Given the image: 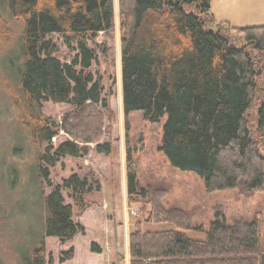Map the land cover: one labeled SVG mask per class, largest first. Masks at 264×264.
Listing matches in <instances>:
<instances>
[{
    "label": "trees",
    "instance_id": "1",
    "mask_svg": "<svg viewBox=\"0 0 264 264\" xmlns=\"http://www.w3.org/2000/svg\"><path fill=\"white\" fill-rule=\"evenodd\" d=\"M116 1L0 0L24 20L22 96L15 104L35 143L47 144L37 155L41 183L48 189L47 216L26 264H52L46 236L64 243L84 230L73 220L64 190L80 202L82 195H98L118 183V166L111 164L116 156L112 109L90 71L98 56L88 42L101 32L111 39L117 14L125 129L133 111H142L151 122L167 116L160 148L174 167L200 176L208 193L228 187L247 195L264 192V24L216 23L211 0ZM55 34L76 54H62L52 39ZM256 100L251 125L248 111ZM46 101L71 106L59 124L42 112ZM60 130L67 138L55 146L52 139ZM126 152L128 202L150 205L147 217L136 221L130 234L128 264H264L258 219L228 222L216 208L208 227L199 224L187 209L163 202V192L150 183L142 185L132 153ZM95 155L104 170L98 179L72 169L54 182L51 168L64 157L92 160ZM145 221L173 226L143 230ZM188 231L205 235L199 239ZM90 247L101 251L95 242ZM74 252L69 247L59 260L73 258Z\"/></svg>",
    "mask_w": 264,
    "mask_h": 264
},
{
    "label": "rangeland",
    "instance_id": "2",
    "mask_svg": "<svg viewBox=\"0 0 264 264\" xmlns=\"http://www.w3.org/2000/svg\"><path fill=\"white\" fill-rule=\"evenodd\" d=\"M116 1V0H115ZM213 0L211 17L220 22L221 14L231 18L233 26L264 24V0ZM117 3V1H116ZM228 4V5H227ZM230 6V7H229ZM116 29L111 39L101 32L94 39H89L97 52V61L90 71L102 85V95L109 97L111 140L115 143V155L111 158L118 166V183L98 195H82L81 200L73 199L64 190V201L73 207V220L82 224L84 230L76 234L75 240L64 241L55 236H46L47 255L52 264H61V252L72 247L76 249L73 259L63 264H105V257L116 259L115 264H126L129 251V237L136 226V221L143 220L149 212V204H129L125 187V161L127 150L137 164L140 183H150L159 192H163V202L187 209L191 218L208 227L216 217L214 210H221L228 222L238 217L258 219L261 240L264 246V192L243 194L239 188H225L213 193L206 192L202 178L194 172L181 171L169 161L162 143L163 124L167 116L159 122H151L142 111L128 114V127L125 129L126 117L123 111L121 94V35L118 14ZM24 20L14 17L7 3L0 2V262L1 264H26L29 250L43 235L46 214L44 195L48 189L42 186V176L38 167V151L47 144L35 143L29 127L22 121L16 100L21 94L20 71L24 66L22 57ZM52 39L59 45L62 54H76L61 35ZM70 60V57L68 58ZM263 76L260 78V82ZM259 94V93H258ZM258 100L249 109L248 120L255 123ZM68 104L42 102V112L56 124L61 116L70 110ZM109 116V115H108ZM67 135L60 130L52 139L57 146ZM92 160L64 157L53 169L54 182L61 180L69 170L80 169L93 180L104 172L101 163ZM104 163V162H103ZM106 163V162H105ZM108 163V162H107ZM102 167V168H101ZM141 208H143L142 211ZM144 212V214H143ZM171 223H152L145 221L143 230H161L171 228ZM189 236L203 239L204 232L188 231ZM100 237L104 246L103 254L92 251L88 242ZM71 240V241H72ZM72 243V244H70ZM75 253V252H74Z\"/></svg>",
    "mask_w": 264,
    "mask_h": 264
},
{
    "label": "crops",
    "instance_id": "3",
    "mask_svg": "<svg viewBox=\"0 0 264 264\" xmlns=\"http://www.w3.org/2000/svg\"><path fill=\"white\" fill-rule=\"evenodd\" d=\"M236 1H238V0H236ZM236 1H233V2H235L236 3ZM212 2H213V0H211V6H212ZM228 5V4H227ZM230 7V6H229ZM210 8H212V7H210ZM213 9V8H212ZM212 13V12H211ZM213 14V13H212ZM213 16V15H212ZM221 18H219V20L220 21H230V17H229V15H227V14H221V16H220ZM214 18V17H213ZM230 23H231V21H230ZM77 236L75 235V237L73 238L74 240H75V238H76ZM68 242V241H67ZM70 242H73V240L71 241L70 240ZM91 242H95L98 246H100L101 247V251L99 252L100 254H103L104 252L102 251L104 248V246H102L101 245V242H100V237H99V239H97V240H93V241H91ZM91 242H88V245H89V247H90V244H91ZM70 244H72V243H70ZM72 246V245H71ZM91 248V247H90ZM98 253V254H99ZM75 255H76V249H75V253H74V256H73V258L75 257ZM73 258H71V259H73ZM106 259H105V264H115V261H117V260H119L120 259V257H118V256H116V259H115V261H114V258H113V256L112 257H109V256H106L105 257ZM128 262H129V258H127V260H126V264H128ZM64 263V262H63ZM63 263H61V264H63Z\"/></svg>",
    "mask_w": 264,
    "mask_h": 264
}]
</instances>
